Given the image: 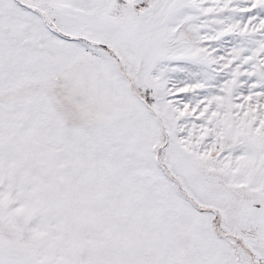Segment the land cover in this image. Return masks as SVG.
<instances>
[{
	"label": "snow or ice",
	"instance_id": "6c2138e0",
	"mask_svg": "<svg viewBox=\"0 0 264 264\" xmlns=\"http://www.w3.org/2000/svg\"><path fill=\"white\" fill-rule=\"evenodd\" d=\"M0 264H264V0H0Z\"/></svg>",
	"mask_w": 264,
	"mask_h": 264
}]
</instances>
